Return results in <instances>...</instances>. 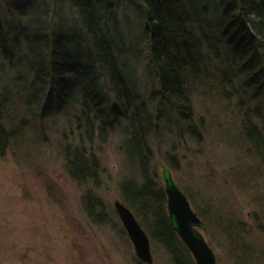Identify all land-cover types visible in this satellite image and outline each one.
<instances>
[{
	"label": "trees",
	"instance_id": "obj_1",
	"mask_svg": "<svg viewBox=\"0 0 264 264\" xmlns=\"http://www.w3.org/2000/svg\"><path fill=\"white\" fill-rule=\"evenodd\" d=\"M121 5L136 16L130 50ZM2 9L9 23L0 21V80L7 78L0 94V158L56 110L80 113L78 126L90 135L108 124V115L117 122L125 114L131 135L124 152L136 175L122 182L121 199L172 264H195L170 226L164 190L153 179L146 108L133 104L129 79H135L142 46L159 86L160 110L197 136L206 128L194 102L200 87L222 99L237 97L239 140L264 164V0H0ZM104 82L125 110L104 105ZM166 161L176 167V157ZM66 168L78 184H92L82 199L87 215L108 224L92 187L100 182L97 160L77 146L68 152Z\"/></svg>",
	"mask_w": 264,
	"mask_h": 264
},
{
	"label": "rangeland",
	"instance_id": "obj_2",
	"mask_svg": "<svg viewBox=\"0 0 264 264\" xmlns=\"http://www.w3.org/2000/svg\"><path fill=\"white\" fill-rule=\"evenodd\" d=\"M128 6L117 9L126 30L123 42L130 50L136 16ZM8 18L7 10H0L4 26ZM140 57L135 79L129 80L133 104L146 108L142 117H148L153 179L163 188L159 163L170 168L166 158L176 157V167L170 168L173 178L205 221L204 236L217 263L264 264V164L239 140V100L222 99L200 87L194 102L206 128L201 136L182 131L173 113L160 110L159 86L147 68L142 46ZM5 79L0 80V94ZM104 84V105L111 109L118 104L125 110L110 83ZM124 115L117 122L108 115V124L90 135L78 126L80 113L56 110L19 136L0 158V264H137L134 246L114 208V202L122 200V182L136 175L124 152L131 135ZM77 146L97 160L100 182L92 187L105 204L108 224L96 223L83 206L92 184H78L67 171V154ZM152 254V264H172L166 251L154 243Z\"/></svg>",
	"mask_w": 264,
	"mask_h": 264
},
{
	"label": "water",
	"instance_id": "obj_3",
	"mask_svg": "<svg viewBox=\"0 0 264 264\" xmlns=\"http://www.w3.org/2000/svg\"><path fill=\"white\" fill-rule=\"evenodd\" d=\"M161 180L166 196L168 220L174 233L192 254L195 264H218L216 254L206 242V223L193 210L190 199L177 184L170 168L160 162ZM115 211L132 242L136 257L145 264L153 263L151 240L133 211L120 199L114 202Z\"/></svg>",
	"mask_w": 264,
	"mask_h": 264
}]
</instances>
